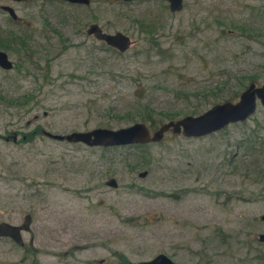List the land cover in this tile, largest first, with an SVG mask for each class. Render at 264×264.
<instances>
[{"label": "rangeland", "instance_id": "374dc122", "mask_svg": "<svg viewBox=\"0 0 264 264\" xmlns=\"http://www.w3.org/2000/svg\"><path fill=\"white\" fill-rule=\"evenodd\" d=\"M0 264H264V105L200 136L89 145L66 133L235 101L264 79V0H0ZM132 40L123 51L89 23ZM13 132L16 138L12 139ZM146 170L143 175L139 171ZM114 177L116 186L105 184ZM32 238V242L29 239ZM101 259V261H100Z\"/></svg>", "mask_w": 264, "mask_h": 264}, {"label": "water", "instance_id": "95a60500", "mask_svg": "<svg viewBox=\"0 0 264 264\" xmlns=\"http://www.w3.org/2000/svg\"><path fill=\"white\" fill-rule=\"evenodd\" d=\"M74 3H89V0H65ZM170 11L179 10L183 0H167ZM0 7L5 10L11 18H17L14 8L9 4H2ZM86 33L92 34L95 38L103 40L106 44L117 48L119 51L126 49L131 43L130 37L121 32H108L96 23L91 22L86 27ZM0 67L11 68L12 61L7 57V53L0 49ZM257 102L264 105V79L262 83L256 85L253 81L249 82L239 93L235 101L224 100L216 102L198 114H185L177 119H169L160 123L155 129L150 131L148 125L143 121H134L128 125L116 128L96 126L86 130H71L66 133L52 132L41 128L40 131L55 139H65L67 141H81L89 145H121L128 143H146L158 141L164 131L171 128L173 132H181L186 136H200L225 126L228 123L242 121L251 115L256 108ZM16 138L13 132L12 139ZM146 170L139 171L143 175ZM105 184L116 186L114 177L105 180ZM264 220V212L260 214ZM31 215L25 213L23 220L19 224L11 223L6 220L0 221V236H6L15 243L22 245L24 240L21 231H28L30 228ZM259 240L264 242V232L257 234ZM32 242V238L29 239ZM101 261V259H100ZM141 264H180L173 261L164 252L156 253L148 259L140 261Z\"/></svg>", "mask_w": 264, "mask_h": 264}, {"label": "flooded vegetation", "instance_id": "af4514ba", "mask_svg": "<svg viewBox=\"0 0 264 264\" xmlns=\"http://www.w3.org/2000/svg\"><path fill=\"white\" fill-rule=\"evenodd\" d=\"M69 2V1H68ZM70 3H73V2H70ZM2 4H6V3H2ZM2 4H0V5H2ZM1 8V7H0Z\"/></svg>", "mask_w": 264, "mask_h": 264}, {"label": "trees", "instance_id": "16d2710c", "mask_svg": "<svg viewBox=\"0 0 264 264\" xmlns=\"http://www.w3.org/2000/svg\"><path fill=\"white\" fill-rule=\"evenodd\" d=\"M139 144H141V143H137V145H139Z\"/></svg>", "mask_w": 264, "mask_h": 264}]
</instances>
